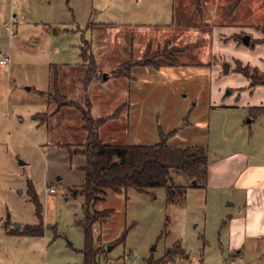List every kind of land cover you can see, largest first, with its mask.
<instances>
[{
	"label": "rangeland",
	"instance_id": "374dc122",
	"mask_svg": "<svg viewBox=\"0 0 264 264\" xmlns=\"http://www.w3.org/2000/svg\"><path fill=\"white\" fill-rule=\"evenodd\" d=\"M86 41L97 68L89 83ZM3 56L11 61L0 64V264H85L80 109L108 119L99 134L114 144H155L173 132L171 147L206 146L212 164L264 167V112L256 114L264 106V0H0ZM139 60L154 67L138 70L140 100L129 103L126 79L111 75ZM246 66L258 85L239 72ZM55 82L79 108L55 113ZM171 173L185 191L106 190L94 206L110 211L93 228L99 264H264V231L241 251L232 245L228 221L237 211L228 203L238 189L206 192ZM40 224L41 236L9 233Z\"/></svg>",
	"mask_w": 264,
	"mask_h": 264
},
{
	"label": "trees",
	"instance_id": "16d2710c",
	"mask_svg": "<svg viewBox=\"0 0 264 264\" xmlns=\"http://www.w3.org/2000/svg\"><path fill=\"white\" fill-rule=\"evenodd\" d=\"M90 47V43L86 41V45L81 51V56L89 70L87 83L94 78L97 70L96 59L90 51ZM136 66L154 67L153 63L142 60L127 62L121 64L111 77H131V71ZM249 70L250 68L246 66L239 69V72L252 80L253 75ZM254 71L256 72L257 69L255 68ZM260 83H264V81L262 80ZM258 84L254 80L251 81V86ZM53 86L55 90L48 93V96L57 102L55 113L64 107L79 108L73 100H68L60 93L58 87L56 88V82ZM257 110L258 113L256 114H262L264 106L258 107ZM80 111L84 122L86 141L83 148L78 149L77 153L86 157V164L81 168L85 175L80 190L84 201L82 203L83 218L78 222L83 227L86 238L85 264H99L100 255L98 249L94 247L93 228L99 222H107L110 211H98L94 209V206L104 200L106 190L122 192L129 188H135L144 191L149 188L164 187L170 191L177 188L179 192H183L186 187L177 186L173 183L171 171L174 168L196 181V184L191 183V187H206L208 184L209 152L206 146L171 147L168 144V139L174 134L173 132L162 134L161 141L151 145L114 144L105 141L99 134V129L106 124L107 118H94L90 106L80 109ZM44 115L45 118L48 116ZM29 196L36 205L37 214L42 218V206L32 184L29 186ZM9 233L41 236L44 234V228L43 224L28 225L21 231L14 230Z\"/></svg>",
	"mask_w": 264,
	"mask_h": 264
},
{
	"label": "crops",
	"instance_id": "0c3cea01",
	"mask_svg": "<svg viewBox=\"0 0 264 264\" xmlns=\"http://www.w3.org/2000/svg\"><path fill=\"white\" fill-rule=\"evenodd\" d=\"M145 68L148 67H134L131 77H121L127 82L129 103H137L140 100L141 93L135 89L134 84L138 79V70H144L140 71L141 73L147 72ZM208 169L206 192L213 188L240 191L239 194H235L234 201L228 203V206H232L237 211L231 214L228 222L233 240L232 245L236 250L241 251L248 236H255L264 231V167L252 166L248 160L236 162L224 160L217 164L209 162ZM239 260L242 258L239 257Z\"/></svg>",
	"mask_w": 264,
	"mask_h": 264
},
{
	"label": "built area",
	"instance_id": "2783aa9c",
	"mask_svg": "<svg viewBox=\"0 0 264 264\" xmlns=\"http://www.w3.org/2000/svg\"><path fill=\"white\" fill-rule=\"evenodd\" d=\"M13 21L16 22L17 20H16L15 18H13ZM8 28L11 29V26H8ZM10 61H11L10 56H3V57L0 59V64H3V65H4V64H9ZM48 192H49L50 194H55V193L57 192V190H56L55 188L51 187V188H48ZM196 264H201V262H200V261H197Z\"/></svg>",
	"mask_w": 264,
	"mask_h": 264
},
{
	"label": "water",
	"instance_id": "95a60500",
	"mask_svg": "<svg viewBox=\"0 0 264 264\" xmlns=\"http://www.w3.org/2000/svg\"><path fill=\"white\" fill-rule=\"evenodd\" d=\"M243 41H244L245 44H249V42H250V37H249V36H245V37L243 38ZM229 68H230L229 64H226L225 67H224L225 72H228V71H229ZM229 92H230V91H229ZM193 183L196 184V181L194 180ZM16 225H17L18 227L21 226L19 223H16ZM111 249H112V246H108V250H111Z\"/></svg>",
	"mask_w": 264,
	"mask_h": 264
}]
</instances>
